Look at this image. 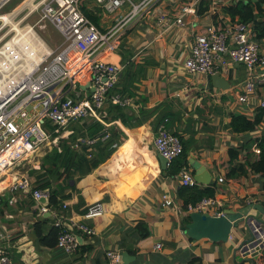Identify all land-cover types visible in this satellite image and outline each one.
Returning a JSON list of instances; mask_svg holds the SVG:
<instances>
[{
	"label": "crops",
	"instance_id": "obj_1",
	"mask_svg": "<svg viewBox=\"0 0 264 264\" xmlns=\"http://www.w3.org/2000/svg\"><path fill=\"white\" fill-rule=\"evenodd\" d=\"M173 6L165 0L157 11H172ZM124 10L108 14L99 6L88 9L103 30L115 24ZM199 10L198 16L188 20L204 25L225 13L220 9L218 17L211 15V4L206 0ZM135 24L116 50L103 55L123 65L118 87L125 75L136 78L130 92L123 91L133 101L122 106L133 117L132 127L122 126L127 139L106 162L80 180L75 190H67L57 207L52 206L70 220L90 225L95 232L78 231L80 245L72 253L47 245L41 238L54 224L52 215L42 214L30 193L4 186L0 190V247L9 253L13 264H108L106 251L113 248L134 255L129 264H264V250L252 256L240 251L251 236L246 223L233 229L225 242L196 241L185 233L183 225L189 222L190 213L179 195V173L165 174L169 167L162 168L154 145L163 123L187 143L188 164L192 166L190 159L194 158L213 175L212 186H216L215 196L221 203L217 211L238 209L249 202L264 206L263 175L249 170L245 175L229 176L233 167L258 157L253 150L257 143L252 141L264 133V120L243 133L233 132L230 123L233 115L254 118L264 101V83L257 85L248 102H241L237 95L243 90L248 70L242 63H230V72L223 76L230 87L208 88L207 76L190 74L183 65L192 46L189 30L163 33L150 15ZM261 43L264 51V39ZM79 88L86 94L91 91L89 84ZM140 108L157 110L144 120ZM245 144L248 147L244 148ZM232 149L239 152L235 159H231ZM220 176L225 178L223 182H219ZM164 195L172 198L174 205L164 206ZM97 201L103 202L105 213L85 218L89 205ZM252 215L264 219L257 210ZM47 219L39 233L35 231V224ZM139 222L149 231L147 237L141 233L145 228L137 227ZM158 243L160 248H156Z\"/></svg>",
	"mask_w": 264,
	"mask_h": 264
},
{
	"label": "built area",
	"instance_id": "obj_2",
	"mask_svg": "<svg viewBox=\"0 0 264 264\" xmlns=\"http://www.w3.org/2000/svg\"><path fill=\"white\" fill-rule=\"evenodd\" d=\"M13 0H0V13ZM165 0H94L95 7L114 14L125 8L116 23L101 29L87 14L85 0H40L24 2L19 8L0 14V180L21 161L43 146L49 147L57 142L70 122L95 116L100 119L109 104L128 106L132 104L129 96L112 93L117 86L122 64L104 59L121 44L124 36L142 18L154 17L159 29L169 32L174 29L189 30L192 46L183 60L190 74L225 76L230 72V63H242L248 70L243 90L238 99L246 103L255 94L258 84L264 83V51L253 23L232 19L227 13L202 25L197 20L204 0H168L173 6L170 11L157 8ZM211 4V15L218 17L219 10L234 0H206ZM237 1V0H236ZM25 15L16 21L19 12ZM37 13L35 23L28 20ZM7 15L8 19H5ZM48 22L63 36L64 40L55 48L51 47L39 34ZM135 24V25H136ZM83 80H89L92 90L86 94L79 88ZM264 106V101L260 102ZM93 143L94 140H88ZM154 145L167 160L170 167L183 153L181 139L163 123L158 128ZM256 156L261 149L254 146ZM180 183L195 187L192 166L186 164L179 174ZM219 177V182L224 181ZM10 182L14 190L30 193L42 214L50 213L53 222L61 228L57 246L66 253L74 252L80 245L78 231L93 234L95 229L84 222L70 220L50 205L51 190L34 188L31 178L22 174ZM164 206L174 205V201L164 195ZM64 209L66 204H63ZM221 207L216 196L204 197L187 212L217 211ZM105 213L103 202L89 205L85 218L91 219ZM253 229V239L240 246L244 256L261 254L264 250V223L255 219L249 223ZM231 237V235H230ZM161 243L156 248L161 247ZM108 264H122L121 249L106 251ZM0 264H13L9 253L0 247Z\"/></svg>",
	"mask_w": 264,
	"mask_h": 264
},
{
	"label": "trees",
	"instance_id": "obj_3",
	"mask_svg": "<svg viewBox=\"0 0 264 264\" xmlns=\"http://www.w3.org/2000/svg\"><path fill=\"white\" fill-rule=\"evenodd\" d=\"M85 11L93 21H96L88 10ZM223 11L229 14L232 19L253 23L257 39L259 41L264 39V0H237L232 4L225 5ZM135 79L131 74L125 75L119 87L117 86L111 92L121 94H124L123 91L130 92ZM156 110L145 111L140 108L139 113L144 120H147ZM132 120L133 117L125 111L124 107L109 103L103 110L100 119L89 116L86 119L70 122L63 128L61 134L55 135L58 137L57 142L29 172L28 176L31 178L33 187L49 188L51 190L50 205L57 207L60 204V198L66 196L67 190H75L80 180L106 162L126 141L127 134L122 126L132 127ZM263 120L264 106H259L253 119L245 115H233L230 126L233 132L243 133L255 129ZM88 140H94V142L89 143ZM181 141L183 153L165 170L167 175H177L182 167L188 164L187 143L182 138ZM252 142L257 143L261 153L257 158H250L244 164L233 167L229 172L230 177L245 175L249 170L264 176V133ZM243 146L244 148L248 147L246 144ZM230 154L231 159H235L239 152L237 149H232ZM215 193L216 186L190 187L181 185L179 188V195L185 209L204 197H214ZM47 221L48 219L44 222L38 221L34 226L35 231L39 233L40 227ZM187 221H190V217L187 218ZM137 227L145 228L141 231L143 236L149 235L144 222H139ZM60 231L61 228L53 224L47 236H43L41 239L49 246H56Z\"/></svg>",
	"mask_w": 264,
	"mask_h": 264
},
{
	"label": "water",
	"instance_id": "obj_4",
	"mask_svg": "<svg viewBox=\"0 0 264 264\" xmlns=\"http://www.w3.org/2000/svg\"><path fill=\"white\" fill-rule=\"evenodd\" d=\"M89 84V80H83L79 84L81 88L86 87ZM208 88L216 87L220 89H228L231 85L230 81L223 76L208 75L207 76ZM92 90V88H91ZM162 168H167V160L161 154L159 155ZM190 163L195 172V179L198 183L212 186L215 184L212 173L209 171L206 165L200 161L191 158ZM257 210L264 215V206L260 203L249 202L246 205L238 208H226L221 215L211 214L210 212L194 211L189 214L190 221L183 225L185 233L193 240L209 239L215 242L228 241L233 229L238 228L241 223H246L247 230L251 236L249 240H252L253 229L249 225L252 219H255L257 224L264 223V219L255 215H252V211ZM123 263L129 264L135 259L134 255L124 251L122 254Z\"/></svg>",
	"mask_w": 264,
	"mask_h": 264
},
{
	"label": "rangeland",
	"instance_id": "obj_5",
	"mask_svg": "<svg viewBox=\"0 0 264 264\" xmlns=\"http://www.w3.org/2000/svg\"><path fill=\"white\" fill-rule=\"evenodd\" d=\"M28 1V2H34V4H38L40 2V0H13L9 5H7L4 10L0 13H7L10 10H12L13 8H19L21 5H24V2ZM94 0H85L84 5L90 10L92 11V8H96L94 5ZM99 12V10H98ZM101 12V11H100ZM26 11L24 9H22L17 18L16 21H18L19 19H21L24 15H25ZM38 14L35 13L34 15H32L30 18H28L27 21L31 22V23H35L37 18H38ZM7 31V28H5L1 33H0V37ZM39 34L43 37V39L53 48H55L57 45H59L63 40V36L54 28V26H52L49 22H48V26L46 29L44 30H39L38 29ZM50 151L49 147L43 146L41 149H39L38 151H35L34 153H32L28 158H26L25 160L21 161L20 163H18L14 169H12L5 177L2 178V180H0V190L2 188L8 187V185L10 184V182L14 181V177L15 176H21L22 174H30L29 172L31 171L32 168H34L35 165H37L42 159L43 157H45L46 153Z\"/></svg>",
	"mask_w": 264,
	"mask_h": 264
},
{
	"label": "bare ground",
	"instance_id": "obj_6",
	"mask_svg": "<svg viewBox=\"0 0 264 264\" xmlns=\"http://www.w3.org/2000/svg\"><path fill=\"white\" fill-rule=\"evenodd\" d=\"M5 16V19H8L7 15H4Z\"/></svg>",
	"mask_w": 264,
	"mask_h": 264
}]
</instances>
